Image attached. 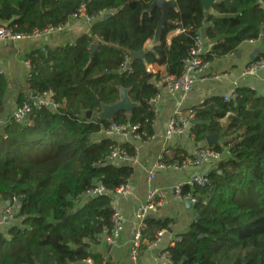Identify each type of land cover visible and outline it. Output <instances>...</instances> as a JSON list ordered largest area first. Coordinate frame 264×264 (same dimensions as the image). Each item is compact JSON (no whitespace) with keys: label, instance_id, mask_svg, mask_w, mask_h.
Instances as JSON below:
<instances>
[{"label":"trees","instance_id":"16d2710c","mask_svg":"<svg viewBox=\"0 0 264 264\" xmlns=\"http://www.w3.org/2000/svg\"><path fill=\"white\" fill-rule=\"evenodd\" d=\"M153 0H0V28L29 34L69 23L84 7L88 16L111 17L91 23L74 43L32 52L29 90L51 95L55 108L33 107L23 123L0 126V202L14 206L10 226H0V264H111L92 246L113 229L114 195H89L103 187L115 192L134 174L132 165L111 160L116 149L137 155L130 142L105 136L112 123L138 126L140 142L152 140L153 99L165 76L182 75L185 60L202 36L211 48L205 61L235 55L246 41H264V0H217L214 14L203 0H177L160 42L140 58L156 33L162 12ZM179 32L168 43V36ZM97 50L93 53L92 46ZM155 65L156 73L147 70ZM120 88L136 108L112 121L97 118L103 105L120 101ZM8 81L0 75V113L4 117ZM227 102L212 95L191 107L195 143L219 135L211 148L220 160L207 170L208 184L182 197L197 199L196 219L169 247L171 264H264V95L236 88ZM28 103L21 94L18 106ZM91 116H88V113ZM11 115V114H10ZM204 147V146H203ZM174 159L188 156L172 149ZM170 220H146L150 241ZM143 249V245L141 250Z\"/></svg>","mask_w":264,"mask_h":264},{"label":"crops","instance_id":"0c3cea01","mask_svg":"<svg viewBox=\"0 0 264 264\" xmlns=\"http://www.w3.org/2000/svg\"><path fill=\"white\" fill-rule=\"evenodd\" d=\"M208 13L214 14L213 7ZM90 24L79 19L72 21L62 34L43 35L32 40L0 41V70L8 81L4 110L5 119L17 108V100L21 94L28 97V100L33 98L34 94L29 90L32 66L30 61L26 59L28 55L38 50L45 52L47 48L74 43L78 36L87 32ZM177 34L179 32H174L168 36L169 44ZM149 43L150 41L147 45ZM204 45L206 52L212 46L206 39H204ZM240 50L239 55L236 53L227 58L213 61L208 72L197 76L194 88L185 98L166 92L162 94V100L156 105L157 117L154 123V136L151 141L141 143L131 138L115 137L121 143H132L137 149V155L135 156V163L132 164L134 174L128 181L131 193L126 196L114 195L112 201L114 210H117L123 217L124 229L116 244L108 245L102 238L97 245L92 246L91 251L93 253L105 254L106 262L111 264H170V261L163 258V253L196 219L194 206L187 209L185 201L176 196L174 188L196 174L207 172L209 167L189 168L182 171L159 170L152 182L148 180L149 172L154 170L164 146L168 145L170 148L181 150L188 155L193 154L200 147L208 146L206 140L204 143H195L190 135V128L186 133L174 135L171 140L165 141L167 124L177 110L190 111L191 107L199 105L209 96H225L231 92L234 82H238L239 86L251 87L264 95V71L259 72L256 76L243 77L245 70L252 64L250 56L255 51H261L257 60L264 56V41H246L241 45ZM147 70L156 73L160 68L155 65H147ZM214 73H226L229 76L213 81L210 77ZM220 142L219 136L217 144ZM150 187L164 191L167 198L163 205L151 212L149 219L158 222L170 220L171 222L154 249L150 248V237H152L150 232L152 230L147 229L144 232L142 237L143 249L138 261L135 262L130 258V245L135 229L134 214L136 209L146 202Z\"/></svg>","mask_w":264,"mask_h":264},{"label":"built area","instance_id":"2783aa9c","mask_svg":"<svg viewBox=\"0 0 264 264\" xmlns=\"http://www.w3.org/2000/svg\"><path fill=\"white\" fill-rule=\"evenodd\" d=\"M264 9V5L261 7ZM106 12L100 13L99 16H88L84 7L79 12L73 15L69 23L59 27H50L45 31H34L29 34L14 33L12 29L8 27L0 28V41H16V40H32L43 35H56L62 34L74 20H85L88 23H95L102 20ZM195 46L192 49L190 56L185 60L184 71L179 77L165 76L158 81L161 86L160 93L153 99L152 104L157 114L156 105L162 100V94L164 92L170 95H179L185 98L194 88L196 78L198 75H204L211 68V63L205 61V45L204 38L200 35L194 38ZM264 71V56L259 60L253 62L244 72L243 77L256 76L259 72ZM2 71L0 70V75ZM226 73H214L211 75L213 81L220 80L222 78H228ZM239 87L238 82L233 83L232 90L229 94L225 95L224 98L227 102H232L237 97L236 88ZM53 105L51 95H45L42 97L36 96L32 98L31 103H24L23 105L17 106L15 111L5 119L0 113V126L5 123H23L29 116L33 107H42ZM193 111L177 110L169 120L165 130V141L171 140L174 135H182L191 127L194 119ZM138 126L129 128L112 123L110 127L105 131L107 137H122L131 138L134 141L140 142V137L134 135L137 131ZM175 153L168 145L164 146L159 154L158 162L153 171L149 172L148 180L152 182L156 178L157 171L171 169L174 171H182L189 168H203L210 167L213 163L220 160V154L215 152L211 147L204 146L196 149L193 154L186 156L185 158L178 160L174 159ZM111 160L120 163H127L132 165L135 163V157L129 156L125 151L116 149L111 156ZM208 184L207 173L196 174L192 176L188 181L177 185L174 190L176 196L183 201H191L193 206L197 203V199L190 195L182 197V189L185 186L194 189L196 187H203ZM131 193L130 186L127 184L120 187L115 192H108L103 187H97L88 192L89 195H122L126 196ZM166 193L160 189L150 187L147 194V200L144 204L140 205L135 211V229L133 239L130 245V258L132 261H138L141 255L142 248V237L146 231V220L149 219L151 212H153L158 206L163 205L166 202ZM15 208L9 203L0 202V226H10L15 219ZM113 229L109 235H106L103 240L108 245H114L117 243L123 229L124 221L122 215L115 210L112 216ZM164 230L159 231L156 239L151 242L150 248H155L159 244ZM102 239V238H100ZM181 237H178L173 241L170 247H174L178 242H181ZM163 258L169 261V252L166 250L163 253ZM88 263L91 264L90 261ZM171 264V263H170Z\"/></svg>","mask_w":264,"mask_h":264},{"label":"water","instance_id":"95a60500","mask_svg":"<svg viewBox=\"0 0 264 264\" xmlns=\"http://www.w3.org/2000/svg\"><path fill=\"white\" fill-rule=\"evenodd\" d=\"M177 0H153V4L151 6V8H158L161 12H162V17L158 23V27L155 33L154 38L150 41V43L144 48V50L139 53L140 58L143 59V62L145 64H147V60H146V55L150 52V51H154V48L159 44L160 42V37H161V32H162V28L163 26L169 22V11L171 9H177V4H176ZM217 0H203V6H204V10L205 12H209L214 3ZM111 17L110 14L105 15L104 16V20H107ZM101 21V20H99ZM202 37L205 39L206 38V29H202L201 31ZM97 50V46L93 45L92 46V52L94 53ZM241 52V50H239L237 52V55H239ZM261 51H255L251 56H250V61L251 63L255 62L257 60V58L260 56ZM120 101L117 102L114 105H103L102 109L100 111L99 114H97V118L102 120V121H112L120 112H125L126 114H130L135 108H136V104H134L130 97H129V93L127 90L120 88ZM36 96L33 95V98H35ZM32 99L28 100V103H31ZM50 108L53 107V105H49ZM88 116H91V113H88ZM192 124H194V122H192ZM219 138V135H211V136H207L206 137V141L209 147H212L214 145H217V140ZM185 206L187 209H191L193 207V204L191 201L187 200L185 201Z\"/></svg>","mask_w":264,"mask_h":264}]
</instances>
